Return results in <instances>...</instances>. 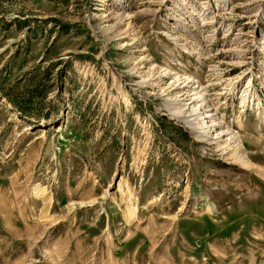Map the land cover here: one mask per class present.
<instances>
[{
  "label": "rangeland",
  "instance_id": "rangeland-1",
  "mask_svg": "<svg viewBox=\"0 0 264 264\" xmlns=\"http://www.w3.org/2000/svg\"><path fill=\"white\" fill-rule=\"evenodd\" d=\"M0 264H264V0H0Z\"/></svg>",
  "mask_w": 264,
  "mask_h": 264
},
{
  "label": "bare ground",
  "instance_id": "bare-ground-1",
  "mask_svg": "<svg viewBox=\"0 0 264 264\" xmlns=\"http://www.w3.org/2000/svg\"><path fill=\"white\" fill-rule=\"evenodd\" d=\"M235 70V68H233ZM230 80V79H229ZM224 81V80H223ZM224 82H228V81H224ZM230 82H233V81H230ZM219 84V83H217ZM231 84V83H230ZM200 85V84H199ZM197 87V86H196ZM196 87L194 86L193 83H191V81H185L181 87V89L179 90L180 92V96L182 97V99H179L180 100V104L181 106L184 108V109H191V111L195 112L193 114H196V111L198 109V103L200 105V108H205L206 107V100L207 98L204 97L203 95L197 97V98H194L192 99L190 102L187 101V96H189V92L191 91H196ZM201 87V86H200ZM198 88V87H197ZM194 94H199V92H196ZM201 110V109H200ZM207 112H210L208 111L209 109H206ZM206 110H204L203 113H199L196 118L198 120H200L203 124H206L208 123V121L213 122L215 121L213 118L211 120H208V121H205L204 119H202V117H204V115L202 116V114L204 113H207L205 112ZM202 116V117H201ZM214 116V115H213ZM212 115H206L204 118H211L213 117ZM229 128V127H228ZM228 128H224V126L221 124V123H212L211 125L209 126H206L204 127V133L207 134L210 138H213V139H216V140H221V138H223L224 136H229V140H233L235 139L234 141L237 140V137H236V134L233 133V131H229ZM231 129V128H230ZM202 131V129H200ZM202 132V133H203ZM201 133V134H202Z\"/></svg>",
  "mask_w": 264,
  "mask_h": 264
},
{
  "label": "trees",
  "instance_id": "trees-1",
  "mask_svg": "<svg viewBox=\"0 0 264 264\" xmlns=\"http://www.w3.org/2000/svg\"><path fill=\"white\" fill-rule=\"evenodd\" d=\"M39 85L41 84H38L34 88L28 90L29 100H33L37 96H42V92L39 89ZM19 111H24V109L19 107Z\"/></svg>",
  "mask_w": 264,
  "mask_h": 264
}]
</instances>
